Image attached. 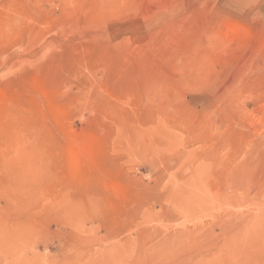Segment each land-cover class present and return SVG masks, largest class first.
Instances as JSON below:
<instances>
[{
	"label": "rangeland",
	"instance_id": "obj_1",
	"mask_svg": "<svg viewBox=\"0 0 264 264\" xmlns=\"http://www.w3.org/2000/svg\"><path fill=\"white\" fill-rule=\"evenodd\" d=\"M0 264H264V0H0Z\"/></svg>",
	"mask_w": 264,
	"mask_h": 264
}]
</instances>
